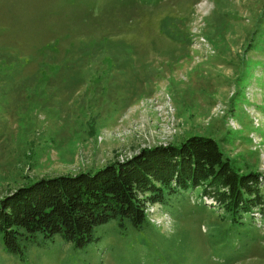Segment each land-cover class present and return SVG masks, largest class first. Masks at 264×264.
<instances>
[{
    "label": "rangeland",
    "instance_id": "obj_1",
    "mask_svg": "<svg viewBox=\"0 0 264 264\" xmlns=\"http://www.w3.org/2000/svg\"><path fill=\"white\" fill-rule=\"evenodd\" d=\"M192 134L264 175V0H0V194ZM147 215L23 256L0 231V264H264L258 214L230 222L198 188Z\"/></svg>",
    "mask_w": 264,
    "mask_h": 264
},
{
    "label": "trees",
    "instance_id": "obj_2",
    "mask_svg": "<svg viewBox=\"0 0 264 264\" xmlns=\"http://www.w3.org/2000/svg\"><path fill=\"white\" fill-rule=\"evenodd\" d=\"M191 188L213 198L230 222L256 213L264 221V175L236 169L215 138L192 134L179 144L141 146L93 173L41 176L0 194L2 240L21 256L28 241L56 236L85 247L100 239L98 225L115 220L121 234L128 226L141 229L149 222L148 204Z\"/></svg>",
    "mask_w": 264,
    "mask_h": 264
}]
</instances>
